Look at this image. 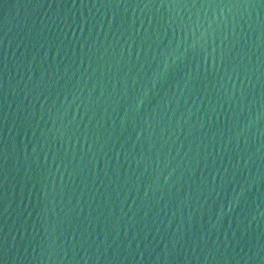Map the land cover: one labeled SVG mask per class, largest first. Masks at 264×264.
<instances>
[{
    "label": "water",
    "instance_id": "obj_1",
    "mask_svg": "<svg viewBox=\"0 0 264 264\" xmlns=\"http://www.w3.org/2000/svg\"><path fill=\"white\" fill-rule=\"evenodd\" d=\"M0 264H264V0H0Z\"/></svg>",
    "mask_w": 264,
    "mask_h": 264
}]
</instances>
